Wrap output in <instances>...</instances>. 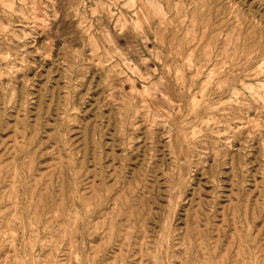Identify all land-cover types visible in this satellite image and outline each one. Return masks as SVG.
<instances>
[{
    "label": "rangeland",
    "instance_id": "obj_1",
    "mask_svg": "<svg viewBox=\"0 0 264 264\" xmlns=\"http://www.w3.org/2000/svg\"><path fill=\"white\" fill-rule=\"evenodd\" d=\"M0 264H264V0H0Z\"/></svg>",
    "mask_w": 264,
    "mask_h": 264
},
{
    "label": "bare ground",
    "instance_id": "obj_2",
    "mask_svg": "<svg viewBox=\"0 0 264 264\" xmlns=\"http://www.w3.org/2000/svg\"><path fill=\"white\" fill-rule=\"evenodd\" d=\"M258 79V78H257ZM174 154V153H173ZM173 156H175V155H173Z\"/></svg>",
    "mask_w": 264,
    "mask_h": 264
}]
</instances>
